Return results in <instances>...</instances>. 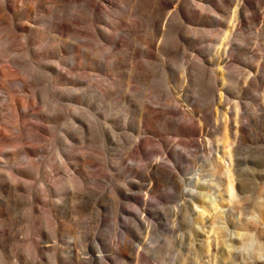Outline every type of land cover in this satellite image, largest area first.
Returning a JSON list of instances; mask_svg holds the SVG:
<instances>
[{
    "label": "rangeland",
    "instance_id": "rangeland-1",
    "mask_svg": "<svg viewBox=\"0 0 264 264\" xmlns=\"http://www.w3.org/2000/svg\"><path fill=\"white\" fill-rule=\"evenodd\" d=\"M39 1L40 0H7L9 6H11L13 9L15 8L13 10L15 12H24L29 7V5L34 4L35 11L31 15V19H35L37 23L33 25L35 26V33L39 36L38 37L39 44L41 46H43V44L46 46V47L45 46L41 47L40 45H38L39 47L38 51H40L39 53L43 52L45 48V50H48L51 53H58L57 56L61 57L62 60H64V62L68 64L72 63L73 57L71 55L74 54L76 56L75 63L78 65V68L75 69L72 73L74 75L75 73L76 75L78 73L81 78L84 77V79H82V84L79 86V88L82 87V90L81 89L79 90L80 97L78 98L77 102L81 109L83 110L85 109L84 110L85 113L83 114L84 111L81 110L82 111L81 114L78 113L77 115H75L77 117L76 119L79 120L78 124L82 128L79 131L80 133L79 136L80 137L83 136V137L82 139L80 137L78 138V133H74V131L70 130V127L68 125L71 121V118H70L71 115H69L70 113L68 111V106L70 103L69 101L62 100L63 96H61L62 95L61 92H62L63 87L65 86L47 68L50 66V65H46L48 64L47 61L51 59L41 60L40 57L38 58V55H34L32 53V49L34 50L35 48L36 49L38 48L37 45L27 46V43L25 42L26 40H24L31 36L32 32H30V30H26L24 32L22 31L15 32L16 35L18 34L17 38L20 37L16 39V42L14 44L15 48L10 47L8 44H6L5 42L6 36L11 35L10 31L12 30V28L10 29L9 27H11L10 24L13 23V18H12L13 12L6 11V12L1 13L0 19L1 20L5 19V20L0 21V50L2 49V51H0V57H1L0 67L7 66L6 70L11 68L9 69L10 75H11L10 78L11 77L14 78L15 76L16 77H15V80H13L12 78L11 79L9 78V79H6V81L4 80V78L0 77V91H1L0 95L2 96V97L0 96V109H1L0 110L1 112L0 113V130H2L1 131L2 134L0 133V152L3 151L4 153H9L10 151H18L20 150L19 149L20 146L22 149V147L24 146L29 147L30 145H33V143L34 145L36 143L37 146L40 147L39 149H41V146L43 147L39 151L37 157L36 156L31 157V158L35 157L34 159L35 163H37L36 161H38L37 165H40L39 166L40 168L36 165V167L32 168L33 169L32 171L29 169L30 173L28 177H23L24 183L26 184V185L23 184V187L25 188L26 191L19 192L17 196L12 197L13 199L7 197L3 193H0V211L2 212V214L0 215V222H1L0 223V230H1L0 231V250H1L0 264H2L1 262H3V264L5 263L6 264H15V263L23 264V262H25L24 264H26V262L28 261H30L28 262V264L29 263L37 264L36 261L39 262V260L41 263H38V264H77L71 255V251L72 249H75L76 251L84 250L86 248L84 246L86 244L85 242H87L86 246H89V247H95L94 245L95 244L97 245V242L98 244H101L102 246L104 245L102 248L103 250L106 248L104 250L105 254L110 256L111 259L114 260V262L111 264H130L125 258H122L118 255L119 249L122 248L123 245H125V243H127L126 244L127 246L130 245L131 247H134L135 249H137L138 245L143 243L144 246L140 249V252L146 258L144 257V259L142 260V264H264V116H263L264 100L262 99V96H261L264 94V76L262 75V80L258 81L259 87H257V89L256 87L247 85L245 88L244 95H242L243 101L246 104L245 106L246 109L244 110L245 112L244 116L246 117V119H243V120L245 121L247 120L246 122H248V126H247L246 134L244 135L243 142L241 140L239 141V143L236 145V151H235L236 159L238 160L237 167H236V170L238 171V173L235 174V187H236V192L238 195L237 197L238 205H236L237 209L234 213L226 212L225 214H221L218 216H215L212 213L210 215L206 214L207 217L209 216L208 217L209 221L206 220L204 222L206 225V228H205L206 238L205 237L202 238V236H200L196 231L197 223L198 222L203 223V220L198 215L199 213H202V209L201 208L194 209V207L192 206L191 202H193L194 197L188 196V192L193 190L194 184L190 183L189 181L186 182L185 186L184 184L179 185L181 186L179 190L177 187L169 185L170 183L163 181L161 183L160 190L151 194L153 196L151 195L148 196L149 203L146 207L140 206L134 202H130V203H134V204H130L126 200H123V199L121 200V198L118 197L116 192L118 189H125L124 188L125 186H127V188H130L129 184L139 183V181H140V184H150V181L148 179H150L149 178V170H150L149 166L151 162L153 163L154 160L156 161V160L163 159L165 163L171 165L172 167L173 165H177V167L180 168L181 171H179V174L182 175L180 177L194 178L197 176V174L202 175V177L205 180H208V181L202 180V185L206 186L205 189H202V191L204 193L212 194L214 196L219 197L218 206L224 207L225 210L226 208L228 209L230 202L228 199L229 197L226 196L225 184L222 182L218 183V182L209 181V179H211V177H209L210 162L208 161L206 156L201 154L198 151V149H195L194 147V144L196 141L200 142V140L204 138V139H209L215 142L217 139H219L220 135L212 134V132L204 135L203 137L196 135L195 128L198 125V123L189 118L187 119L188 121L186 120L184 121V119L178 118L180 117V115L177 116V113L175 110V105L178 104L179 106H182V109L186 111L189 110L188 113L190 115H195L201 109L207 111L209 109L214 108V93L216 90L215 86L217 85L216 79L218 77L220 78L221 73L218 71V66L215 63L210 66L206 64L205 62L211 58L212 54L214 56L217 55L212 50H210V47L217 46L218 40L220 39L217 36V34L220 35L221 37V33L219 31L220 29L217 27H209V28L195 27L194 28L186 24V26L188 25L187 27H189L190 29L189 31V29H187L185 25L184 26L179 25L180 23L174 20L172 22H169L165 27L163 25L164 24V18H162L163 16L158 17V15L153 11L152 5L151 6L148 5L150 6V10H148L149 8L147 7V5L145 6L143 4L144 5V8H143L142 4L137 2V0H130V1L126 0V2L128 1L127 3L124 2L125 0H122L123 2L121 0H110L111 1L110 4L103 3V8L101 7L103 9V12L101 11L102 9L100 8V15L105 17V23H101L99 19H97L94 16H91V12L81 9L82 7H81L80 2L82 3V1L79 2L78 0L76 1L72 0L70 2L65 3L59 0L60 2L57 1L56 3L55 0H49V3H47L48 0H45L42 3V5L35 4ZM73 1L76 2V5L77 3L79 4L77 6H75V3L71 4V2ZM94 2L97 4L102 3L101 0L99 1L94 0ZM129 2L132 4V6H134L138 10V13L136 12L137 10L134 9V7H132ZM50 3L51 4L53 3V4L51 5ZM54 4H58L59 6L56 5L54 7ZM127 5L128 6L130 5V7L128 8ZM49 6L51 8H49ZM104 6L108 9H104L105 8ZM64 7L67 9H64ZM72 7L81 13L78 14V12L75 11V9H73ZM124 7L125 9H123ZM131 7H132V10H134L135 12L130 9ZM140 7H142L143 9ZM68 10L70 12H68ZM106 10H109V12ZM126 11L127 12L130 11V12L126 14ZM139 11H141V13ZM50 12L52 14L54 13L53 16L55 14L57 16L55 15L54 18L50 19L51 18L50 15H52ZM87 12H89L90 17H89V14L84 15ZM111 12H113L114 14H112ZM121 13L124 14V16H129V17L123 16L124 17L123 18ZM146 13H148V15ZM58 14H60L59 16L61 18L58 17ZM79 15L80 17L82 16L84 19L82 17L80 18ZM73 17L79 18L82 21V22L80 21L81 22L80 23L79 20H76L73 24H74V28L76 27V30L80 31V32L78 31L79 33H77V35L79 34V36L81 35V37L82 35L86 36L85 38H81L78 36L79 38L74 37V39H72L73 36L70 35V32L69 33L65 32L63 34H60L58 27L56 28L54 25L56 21L57 23L61 21H66V23L65 22L64 23L69 25L68 21L71 18H72L71 20H73ZM110 17L112 18V20ZM154 17H157V18L154 19ZM207 17L209 18L208 14L204 13V17H203L204 22L208 21ZM58 18L59 19L63 18L64 20L62 19L59 21ZM134 18H136V20ZM115 19H118V20H115ZM127 19L129 21H127ZM130 20H132V22ZM89 21H92V23L91 22L89 23ZM144 21H147V23L146 22L144 23ZM176 22L178 24H176ZM75 23H77L79 26ZM88 24L90 25L88 26ZM100 25H102L103 28ZM158 25L160 26L159 30L161 29L160 32H157ZM176 25L178 27H176ZM131 26L134 28L130 29ZM163 26L165 29L163 28ZM172 26L173 27L175 26L176 29L172 28ZM122 27L123 28L126 27V28L122 30ZM182 27L183 28L185 27L187 30L182 29ZM110 29L112 31H110ZM138 29L140 30L138 31ZM167 30H170V31H167ZM83 31L85 34L84 33L81 34V32ZM107 31L110 33H108ZM124 31L128 33H125ZM111 32H113L112 33L113 35L111 34ZM129 32L131 34L133 32L134 33L133 35L134 36L136 35V37H134L133 35H130ZM150 32H152L151 34L153 36L150 34ZM153 32L154 33L157 32L158 35L156 33L154 34ZM242 32L245 34L244 39L246 41L244 40V43L248 42L250 39L248 37L251 36L252 37L251 44L255 45V44L260 43V47L264 49V33L257 36L256 34L255 35H253L252 33L250 34L249 31L243 30ZM92 33H94V35L96 36H94ZM165 33H167L166 37L164 35ZM149 35H151L152 37L150 36L151 37L150 38ZM155 35H157V37ZM161 35H162V39H161ZM70 37L72 40H70ZM96 37L98 38V40ZM146 37H147V40L149 39V41H144ZM48 39H51V40H48ZM18 40L20 41L22 40V41L20 42ZM66 40H70V41H66ZM75 40L78 43H80L81 41L83 42H81L80 43L81 45H80V44H77ZM152 41H154L155 43ZM143 42H147L146 45L148 44V46H146L145 43L143 44ZM104 43L105 45H108L107 48H105L106 46L103 45ZM20 44L22 45L23 48L21 47ZM25 44H26V47H24ZM47 44L49 46H47ZM127 44L129 45L127 46ZM176 44L177 45L179 44L180 46L179 45L177 46ZM59 45L61 47H59ZM84 45H86V47ZM88 45H89V48H87ZM102 45L104 49H109L108 47L110 46L111 48L109 50L111 51H104V49H101ZM122 45L123 47L124 46L125 47L122 48ZM16 46L19 49H17ZM40 47L42 49H40ZM74 47H76V51H77L76 53L73 52ZM167 47H171V48L168 49ZM174 47H176V49ZM11 48H12V51H11ZM121 48H122V51H121ZM134 48L136 50L135 51L136 53L134 52ZM4 50H6V52H4ZM115 50L117 51V54ZM123 50L126 52V54ZM14 51L17 52L16 53L17 55L15 54ZM19 51H21V53ZM101 51L103 54L101 53ZM120 51L122 52V54ZM26 52H29V53L26 54ZM130 52H133V54ZM94 53L95 54L98 53V54H96L95 56ZM23 54L24 55L26 54L25 56L28 59L23 57L24 56ZM147 55H150V57H148ZM108 56L109 58H107ZM99 57L103 59H100ZM110 57H115L116 59L114 58L111 59ZM147 57L149 58L148 60H147ZM104 58H106L107 60ZM244 58L247 59V62L252 63V59H250L249 56L241 57L240 55L238 62H237L238 70H236V74L232 78L225 77L227 79L226 82L229 86V89H227V92L229 94L228 96H229V99H232L233 101L237 100V94L240 91V88L245 86V81L248 78V72H247L248 68L244 64L240 63V61H242V59ZM24 59H26V61ZM126 59L129 61H127ZM7 60L8 61L10 60V61L6 62ZM130 60H132L133 62ZM22 61L25 64L22 63ZM126 61L127 63H125ZM136 61L139 62L140 64L138 63L134 65L135 63H137ZM151 61L153 65L152 63H150ZM3 62L5 64H3ZM35 63H36V66H35ZM128 63L129 65H133L131 67L135 69L132 70L131 67H128L129 66L127 65ZM32 65L35 67H32ZM240 65L242 66L240 67ZM54 67L56 66L54 65ZM33 68L36 69V72H34L35 70ZM64 68H66V70L63 71L65 73L68 71L69 68L68 66H65ZM130 68H131V71H130ZM242 68L243 69L245 68L244 70L246 71H244ZM124 69H128V70L124 71ZM143 69H148L150 72L148 71L147 73L146 72L147 70L145 71ZM18 70H19V73L17 74L16 72H18ZM11 71L14 72V74H12ZM25 71L28 74L25 73ZM75 71H79V72H75ZM126 71H127V74H126ZM142 71H144L143 72L144 74L142 73ZM37 72H40V73L36 74ZM246 72L247 74L245 75ZM185 73L186 75H184ZM227 73H228V70L225 71V76ZM22 74L24 76H21ZM43 74L49 77L45 78ZM46 74H49V75H46ZM148 74H150V76ZM262 74H264V72H262ZM85 75H87V78ZM17 76L19 77L21 76L20 78L22 77L25 78L23 79L26 80L28 84L27 85L28 88L27 86L25 89L21 88L20 82L17 81L20 78L18 77L19 78L18 79ZM25 76L29 77L28 78L29 80ZM68 76L70 77V75ZM88 76L90 77L88 78ZM136 76H138V78ZM33 77L35 80L33 81L30 80ZM95 77H97L100 80H98L97 78L95 79ZM242 78H244L243 79L244 81H242ZM39 80H42V81H39ZM1 81H2V84H1ZM42 82L43 83L46 82V83L43 84ZM96 83H97V86H96ZM111 83H112V86L110 85ZM113 84H114V88H113ZM96 87H99L100 89ZM38 88L40 91L38 90ZM33 89L34 90L37 89V91H34ZM45 89H48V90H45ZM19 90L21 91V93ZM22 90L24 92H22ZM42 90L44 92L46 91L45 94L44 92H42ZM4 91H6L7 93ZM11 92L15 97L14 96L12 97V94L9 95V93ZM232 93L233 95L231 96ZM24 95L25 96L28 95V96L25 97ZM48 95L50 96V98ZM7 97H10V98H7ZM18 97H21L22 99L29 98L32 102L33 101L35 102L40 101V102L39 103L33 102L29 110H24V108L22 109V107H19L18 104H15L16 103L15 100ZM9 99L11 100V104L6 102V101L9 102L10 101ZM197 100L200 101V104ZM74 101H75V97H74ZM57 102H58V105H57ZM6 103L9 106L11 105V107L5 105ZM3 104L4 106L2 107ZM48 104H50L51 106ZM16 107L18 111L15 110ZM150 107H151V110L153 109V111L160 110V112L164 113V110H165L168 123L163 125L164 122L163 120H160V119H159L160 121L159 120L155 121L153 125L145 123L144 115L145 113L150 111V109H147ZM52 108H53V111H52L53 113L57 111L60 113H55V114H53L52 112L50 113V110H52ZM192 109L194 110V112ZM14 111L15 112L17 111L16 114L18 113L17 114L18 117H16V114ZM24 111L27 114H32V113L39 114L41 115V117L33 118L31 116H27L25 115ZM86 111L88 113H86ZM169 111L171 113H173L172 111H174V114L171 115ZM41 113H43V115ZM44 113L47 115H45ZM64 114H65L66 119L63 116ZM1 117H3V120ZM13 117H15L16 119L18 118V120H16ZM24 117L26 118L25 120H27L28 118L27 125H25L26 121L24 120ZM68 117L69 119H67ZM197 117H200V116L198 115ZM84 118H87V120ZM64 119L67 121H65ZM59 120L61 121L59 122ZM189 120H192L193 122L192 121L190 122ZM66 122L68 123L66 124V127H68L67 129H65ZM14 123H16L15 127H14L15 125ZM92 123H93L94 128L92 127ZM94 123H97V124L95 125ZM98 123L99 124L101 123V124L99 125ZM88 124L90 127L88 126ZM22 125L30 127L32 131L34 130L33 133L34 132L36 134L38 133L39 135L37 134V136H40V137L37 138V136L35 135L36 138L28 139L23 132L22 134H20L21 132L18 131V129ZM4 126L6 129L4 128ZM167 127H168V130H167ZM176 127L178 128V130ZM3 128L5 129V132L3 131ZM7 129H10V131ZM63 129L65 131H63ZM94 129L96 130L95 132L92 131ZM6 131H9V132L7 133ZM81 131H83L85 134L82 133ZM143 131H146V133H143ZM62 132H63V135H65L66 133H70L69 135L73 139V147H70V150H68V145L66 141H64L65 139L61 137ZM12 137L13 138L16 137V140L13 139ZM5 138H9V139L11 138L12 140H15L14 145L17 146V148L13 149V148L6 147L8 151H5L7 150L3 143V139ZM36 140H38L37 142L39 143L35 142ZM85 140L87 142H85ZM28 142L30 143V145L26 144ZM20 143L22 144L20 145ZM74 145H76V147ZM184 145L186 148L184 147ZM191 145H192V148H191ZM75 148H77V150L79 148L80 151L79 150L77 151ZM56 152H58V154ZM82 152H85V153H82ZM191 153L193 154L191 155ZM169 154L171 157H169ZM93 155L98 156L99 159ZM198 155L200 157H198ZM1 157L2 156H0V160H1L0 161V172L7 173L5 172L6 170L4 171V168L9 170V167H11V164H9L7 160H4L5 158H1ZM91 158H94V159H91ZM88 160L91 162H89ZM25 162H26L25 156L20 155L18 156L17 161H15L16 164L14 163L13 167L15 168L25 167V169H27V164ZM92 162L94 163L92 164ZM75 164H78L79 168L75 169V167L73 166ZM58 165H60V167ZM86 167H88V169ZM70 170L72 171L70 172ZM36 171H38L39 173ZM131 172L133 175L131 174ZM34 173L35 174L37 173V175H35ZM92 173L97 176L93 175ZM127 173L128 174L130 173L132 176L130 174L127 175ZM76 174L78 177L77 176L75 177ZM87 175L92 176L93 178L89 177L90 178L89 179ZM74 178H76V180H74L76 183L73 181ZM78 180L79 181L81 180V182H79ZM77 182L81 183L82 185L80 184L81 186L80 185L77 186L78 184ZM56 183L57 184L59 183L58 187ZM46 184L47 186H45ZM72 184H76V185H72ZM30 185H32L33 187L32 186L30 187ZM86 185L88 186L86 187ZM44 187L48 189H45ZM72 189L75 193L72 192ZM32 190H35V191H32ZM181 190H184V191L186 190L187 193L185 196H181L182 195L180 193ZM78 191L79 193L81 192L80 194L78 193L80 196L76 194ZM83 192H85L86 195H82V194H85ZM43 193L46 195V197L45 195L42 197ZM21 194H24L25 196L27 195L30 198L28 197L25 198L24 195H21ZM140 194L141 196L143 195L142 192ZM19 196L21 197V199L19 198ZM71 196H72V199H71ZM15 197H16V201L14 199ZM44 197L46 199H44ZM76 198H78V200ZM143 198H144V195H143ZM5 199H7L8 202ZM26 199L28 201H26ZM48 199H50L51 201H49ZM84 199H87L88 201ZM58 200H60L61 203L60 202L58 203ZM69 200H71L72 202H70ZM96 200H97V203L96 204L93 203L94 201L96 202ZM185 201L187 202L184 203ZM196 202L200 206L208 205L205 199L200 198ZM36 203L37 204L39 203L38 204L40 205L39 208ZM74 203L76 205H74ZM80 203L82 205H80ZM115 203H116V207H115ZM128 203L130 205L127 207ZM94 204L96 205V207ZM183 204H185L184 210L181 211L178 216H176L174 213L175 207L177 205L179 206ZM30 205L32 209L33 207H35V211L31 209ZM120 206H123L124 208H126L127 211L130 209L129 210L130 212L141 215V216L143 215L141 214L142 211H145L143 216H146L147 225L149 227L139 228L138 224L136 225L137 222L135 221V217L123 214L120 211ZM22 208L24 210V212L22 213L23 215L21 214ZM27 208H29L30 210L25 211L27 210ZM92 208L95 211H93ZM98 208H99V213H98L99 215L95 213L96 211H98L97 210ZM88 209L90 211L92 210V212H90ZM114 209L116 211H114ZM28 212H31L33 216L31 215V213L28 214ZM25 213H27L28 216ZM44 213H46V216ZM86 213L89 216L94 215L93 216L94 218H92V216L89 217ZM14 214H16L19 218H16L17 216L16 215L14 216ZM18 214L21 215V217ZM48 215L51 217H48ZM43 217L45 219H43ZM113 217L114 219H117L118 217L117 223H115L116 220H114ZM96 218H98V220H96ZM124 218L126 221L124 220ZM10 219L12 222H10ZM76 219L79 223L76 221ZM93 220L95 222H93ZM133 221H135L136 223L135 222L132 223ZM114 224L115 225L118 224L117 227H120V228H117ZM26 226L28 228H26ZM10 228L11 229L14 228V230L13 229L12 230L15 234L12 232ZM47 231H50V232L53 231L54 233L52 232L50 234V232H47ZM46 232L50 235H48ZM81 233H83L85 236L81 235ZM114 234L116 235L114 236ZM80 235L83 237H81ZM50 236L51 237L53 236V237L51 238ZM48 237H50L51 239ZM24 238L27 241L24 240ZM73 238L74 239L76 238L75 240H77V242ZM54 240H56V242ZM68 240H70V242H68ZM71 240L72 241L74 240L73 243ZM81 240L83 241L81 242ZM202 240L204 241L206 240V244H202L201 243ZM49 241L50 243H48ZM18 242L22 245H20ZM112 242L113 244H111ZM120 242H122V244H120ZM16 243L19 244V246L17 245L15 248ZM55 243L57 244V246ZM131 243L134 246L131 245ZM12 244H14V246ZM54 244H55V247L58 249H54L55 248ZM59 246H60V249H59ZM118 246L120 248H118ZM17 247H20V249ZM76 247L79 249H77ZM117 248L118 250H116ZM56 250L58 252L55 253ZM63 253H65L66 255ZM22 254H24V256ZM13 256H17V258ZM32 257L34 259H32Z\"/></svg>",
    "mask_w": 264,
    "mask_h": 264
},
{
    "label": "bare ground",
    "instance_id": "bare-ground-1",
    "mask_svg": "<svg viewBox=\"0 0 264 264\" xmlns=\"http://www.w3.org/2000/svg\"><path fill=\"white\" fill-rule=\"evenodd\" d=\"M45 0H40L39 2H37V3H35V4H38V5H42V3L44 2ZM56 1V3H57V1H59V0H55ZM60 1H62V2H70V1H72V0H60ZM59 1V2H60ZM74 1H76V0H74ZM71 2V4L73 3H75V6H77L79 3H77V5H76V2ZM79 2L80 1H82V3L80 2V4H81V9H84V10H87V11H89V12H91V16H94V17H96L97 19H99L100 20V22L101 23H105V17H103L102 15H100V8L102 7L103 8V3L104 4H110L111 3V1L110 0H101L102 1V3H100V4H97V3H95L94 2V0H78ZM97 1H99V0H97ZM122 1V0H121ZM121 1H120V3H121ZM130 1V0H129ZM54 2V1H53ZM58 2V3H59ZM123 2V1H122ZM124 2H126V0L124 1ZM128 2V1H127ZM126 2V3H127ZM132 2V1H131ZM137 2H139V3H141L142 4V7L144 8V5L146 6L147 5V7L149 8H146V9H148V10H150V6L152 5L153 7V11L158 15V17L160 16V17H162V18H164V26L166 27V25L169 23V22H172L173 20L174 21H177V22H179L180 24L179 25H185L186 26V24H188L190 27L192 26V27H199V28H203V27H207V28H209V27H217V28H219L220 30V33H221V37H220V35H218L217 33V36L220 38L219 40H218V44H217V46H212V47H210V50H212L214 53H216L217 55L216 56H214L213 54H212V56H211V58L209 59V60H207L205 63L206 64H208V65H213L214 63L218 66V71L221 73V76H220V78L218 77L217 79H216V81H217V85L215 86L216 87V90H215V93H214V108H212V109H209V110H203V109H199L200 111L197 113V114H195V115H190L189 113H188V111H186V110H184V109H182V106H179L178 104H176L175 105V110H176V113H177V116L178 115H180V117H178V118H180V119H184V121L186 120V121H188L187 119L189 118V119H192L193 121H196L197 123H198V125L196 126V128H195V133H196V135H199L200 137H203L204 135H206V134H209L210 132H212V134H218V135H220V137H219V139H217L215 142L214 141H211V140H209V139H201L200 140V142L199 141H196L195 142V144H194V147H195V149H198V151L201 153V154H203L204 156H206L207 157V159H208V161L210 162V169H209V173H210V175H209V177H211V179H209V181L210 182H222V183H224L225 184V186H226V196L227 197H229L228 199H229V202H230V205L228 206V209L226 208V210L224 209V207H219L218 206V198L219 197H217V196H214V195H212V194H208V193H204L203 191H202V189H205V187L206 186H204V185H202V180L203 181H208V180H205L203 177H202V175H200V174H197V176L196 177H194V178H186V177H180V176H182V175H180L179 174V171H181L180 170V168L179 167H177V165H173V167L171 166V165H169V164H167V163H165L164 161H163V159H160V160H154V162L152 163L151 162V164H150V166H149V178L150 179H148L149 181H150V184H140V181H139V183H131V184H129V187L130 188H127V186H125L124 188L125 189H118L117 190V195H118V197L119 198H121V200L123 199V200H126V201H128L129 203L130 202H134V203H137L138 205H140V206H144V207H146L147 205H148V203H149V198H148V196L149 195H151V194H153V193H155L156 191H158V190H160V188H161V183L163 182V181H166V182H168V183H170L169 185H172V186H174V187H177L178 188V190L180 189V187L181 186H179V185H182V184H184V186H185V184H186V182L187 181H189L190 183H192V184H194V188H193V190H191L190 192H188V196H190V197H194L193 199V202H191L192 203V206L194 207V209H197V208H201L202 209V213H199L198 215H199V217L203 220V223L202 222H198L197 223V226H196V231H197V233L200 235V236H202V238L203 237H205L206 238V230H205V228H206V225H205V221L206 220H208V217L206 216V214H208V215H210L211 213L212 214H214L215 216H218V215H221V214H225L226 212H235L236 211V205H238V201H237V197H238V195H237V192H236V187H235V174H237L238 173V171L236 170V167H237V163H238V160L236 159V155H235V151H236V145L239 143V141L241 140L242 142H243V140H244V135L246 134V131H247V126H248V122H246L245 120H243V119H246V117L244 116L245 115V112H244V110L246 109V104L244 103V101H243V97H242V95H244V92H245V88H246V86L247 85H251V86H253V87H256V89H257V87H259L258 86V84H259V80H262V75L264 76V74H262V72H264V49H262L261 47H260V43H258V44H255V45H253V44H251L252 43V37L250 36V37H248V38H250L249 39V41L248 42H245L244 43V38H245V34L242 32L243 30L244 31H249V33L251 34H253V35H257V36H259L260 34H263L264 33V0H137ZM136 2V3H137ZM13 3V2H12ZM47 3H49V0H48V2ZM64 3V4H65ZM130 3V2H129ZM128 3V4H129ZM133 3H135V2H133ZM51 4V3H50ZM53 4V3H52ZM51 4V5H52ZM70 4V3H69ZM68 4V5H69ZM123 4V3H122ZM131 4V3H130ZM144 4V5H143ZM56 5H58V4H54V7L56 6ZM125 5V4H124ZM124 5H122V6H124ZM148 5H150V6H148ZM47 6V5H46ZM45 6V7H46ZM59 6V5H58ZM74 6V7H75ZM120 6V5H119ZM126 6V5H125ZM131 6H132V4H131ZM66 7V6H65ZM64 7V9H67V8H65ZM69 7V6H68ZM80 7V6H79ZM78 7V8H79ZM105 7V6H104ZM109 7V6H108ZM127 7L129 8L130 7V5L128 6L127 5ZM132 7H134V6H132ZM132 7L130 8L131 10H132ZM137 7V6H136ZM142 7H140V8H142ZM49 8H51L50 6H49ZM62 8V7H61ZM73 8V7H72ZM76 8V7H75ZM75 8H73V9H75ZM101 8V9H102ZM127 8V9H128ZM142 8V9H143ZM15 9V8H14ZM11 6H9V4H8V2H7V0H0V14L1 13H3V12H6V11H12L13 12V16H12V18H13V23L12 24H10V26L11 27H9L10 29L12 28V30L10 31L11 32V35H8V36H6V38H5V42H6V44H8L10 47H14L15 45V42H16V39H18V38H20V37H18L17 38V35L15 34V32L16 31H22V32H24V31H26V30H30V32H32L31 33V36L29 37V38H27V39H24V37H23V39L24 40H26L25 42L27 43V46L29 45H37V47H38V45H40L39 44V41H38V35L35 33V26L33 25V24H37L36 23V21H35V19H31V15L33 14V12L35 11V6H34V4H32V5H29V7L24 11V12H15V11H13L14 10ZM53 9V8H52ZM52 9H50V10H52ZM71 9V8H70ZM77 9V8H76ZM75 9V11H77ZM104 9H108V8H104ZM123 9H125V7L123 8ZM134 9H136L135 7H134ZM48 10V9H47ZM62 10V9H61ZM137 10V9H136ZM102 12H103V9L101 10ZM106 11H108L109 12V10H106ZM132 11H134V10H132ZM153 11H151V12H153ZM46 12V11H45ZM60 12V11H59ZM68 12H70L69 10H68ZM78 12V14L79 13H81V12H79V11H77ZM76 12V13H77ZM89 12H87V13H85L84 15H86V14H89ZM119 12V11H118ZM122 12V11H121ZM128 12H130V11H128ZM127 11H126V14L128 13ZM135 12V11H134ZM137 13H138V10L136 11ZM140 13H141V11H139ZM148 12H150V11H148ZM51 13V12H50ZM67 13V12H66ZM106 13V12H105ZM104 13V14H105ZM112 14H114L113 12H111ZM204 13H207L208 14V16H209V18L207 17V19H208V21L206 22H204V20H203V17H204ZM6 14V13H5ZM8 14V13H7ZM52 14V13H51ZM54 14V13H53ZM53 14L52 15H50L51 16V18L50 19H52V18H54L55 17V15L53 16ZM61 14V13H60ZM60 14H58V17H60L59 15ZM73 14V13H72ZM107 14V13H106ZM117 14H119V13H117ZM122 14V13H121ZM125 14V15H126ZM147 15H148V13H146ZM152 14V13H151ZM150 14V15H151ZM211 14V15H210ZM44 15V14H43ZM63 15V14H62ZM76 15V14H75ZM82 15V14H81ZM133 15V14H132ZM142 15H143V13H142ZM145 15V14H144ZM149 15V16H150ZM53 16V17H52ZM57 16V15H56ZM66 16V15H65ZM110 16V15H109ZM116 16V15H115ZM121 16V15H120ZM124 16V14H122V17ZM5 17V16H4ZM3 17V18H4ZM7 17V16H6ZM8 17H10V16H8ZM35 17V16H34ZM49 17V16H48ZM63 17V16H62ZM69 17V16H68ZM75 17H77V16H75ZM75 17H73V20H71V19H69V21L71 22H69L68 21V23H69V25H67V24H65L66 23V21H61V22H59L60 20H62V19H59L58 18V22L59 23H57V21H56V19H55V23H54V25H55V27L57 28L58 27V29H59V33L60 34H63V33H65V32H70V35H72L71 37H72V39H74V37H78L79 36V34L77 35V33H79L80 31L79 30H76V27L74 28V22L76 21V20H79V22L81 21L79 18H75ZM79 17H80V15H79ZM82 17V16H81ZM80 17V18H81ZM87 17H88V15H87ZM89 17H90V14H89ZM124 17H129V16H124ZM123 17V18H124ZM146 17V16H145ZM61 18V17H60ZM83 18V17H82ZM86 18V17H85ZM91 18H93V17H91ZM107 18H109V17H107ZM111 18V17H110ZM143 18H144V16H143ZM149 18H151V17H149ZM155 18H157V17H154V19ZM162 18H160V19H162ZM206 18V17H205ZM204 18V19H205ZM7 19V18H6ZM10 19V18H9ZM84 19V18H83ZM90 19V18H89ZM135 20H136V18H134ZM139 19V18H138ZM142 19V18H141ZM159 19V18H158ZM3 20H5V19H3ZM3 20H1L0 19V21H3ZM64 20V19H63ZM86 20V19H85ZM108 20H110V19H108ZM111 20H112V18H111ZM115 20H118V19H115ZM123 20V19H122ZM133 20V19H132ZM132 20H130L131 22H132ZM144 20H146V19H144ZM150 20V19H149ZM157 20V19H156ZM45 21V20H44ZM127 21H129L128 19H127ZM137 21H139V20H137ZM154 21V20H153ZM158 21V20H157ZM41 22V21H40ZM65 22V23H64ZM82 22V21H81ZM80 22V23H81ZM87 22V21H86ZM92 23V21H89V23ZM116 22V21H115ZM123 22V21H122ZM135 22V21H134ZM143 22V21H142ZM147 23V21H144V23ZM176 22V24H178ZM119 23V22H118ZM130 23V22H129ZM174 23V22H173ZM8 24V25H9ZM75 24H77V23H75ZM138 24V23H137ZM42 25V24H41ZM78 25V24H77ZM90 24H88V26H89ZM97 25V24H96ZM133 25V24H132ZM140 25V24H139ZM150 25V24H149ZM155 25V24H154ZM153 25V26H154ZM160 25H162V24H160ZM187 25V26H188ZM50 26V25H49ZM79 26V25H78ZM92 26V25H91ZM102 28H103V26L102 25H100ZM119 26V25H118ZM135 26V25H134ZM164 26H163V28H164ZM186 26V27H187ZM126 27H127V25H126ZM125 27V28H126ZM140 27V26H139ZM159 25H158V30H159ZM162 27V26H161ZM169 27H170V25H169ZM168 27V28H169ZM176 27H178L177 25H176ZM180 27V26H179ZM94 28V27H93ZM113 28V27H112ZM117 28V27H116ZM125 28H123L122 27V30L123 29H125ZM132 28H134V27H130V29H132ZM148 28H149V26H148ZM172 28H174V29H176L175 28V26L173 27L172 26ZM181 28V27H180ZM39 29V28H38ZM107 29V28H106ZM105 29V30H106ZM130 29H129V31H130ZM156 29H157V27H156ZM165 29V28H164ZM182 29H185V30H187V29H189V27H187V29L184 27H182ZM216 29V28H215ZM248 29V30H247ZM96 30V29H95ZM108 30V29H107ZM115 30V29H114ZM118 30V29H117ZM140 29H138V31H139ZM142 30V29H141ZM151 30V29H150ZM157 30V32H160V30L158 31ZM180 30V29H179ZM191 30H193V29H191ZM79 31V32H78ZM104 31V30H103ZM110 31H112L111 29H110ZM120 31V30H119ZM119 31H117V32H119ZM135 31V30H134ZM167 31H170V30H167ZM189 31H190V29H189ZM98 32V31H97ZM108 32V31H107ZM125 32V31H124ZM157 32H155L156 34H157ZM166 32V31H165ZM173 32V31H172ZM171 32V33H172ZM181 32V31H180ZM186 32V31H185ZM18 33V32H17ZM82 33H84V31L83 32H81V34ZM102 33V32H101ZM108 33H110V32H108ZM113 32H111V34H112ZM125 33H128V32H125ZM130 33V32H129ZM147 33V32H146ZM149 33V32H148ZM152 32H150V34H151ZM154 33V32H153ZM154 33V34H155ZM170 33V34H171ZM182 33V32H181ZM180 33V34H181ZM214 33V32H213ZM85 34V33H84ZM88 34H89V32H88ZM91 34V33H90ZM93 35H94V33H92ZM107 34V33H106ZM134 33L132 32V34L130 33V35H133ZM160 34V33H159ZM166 34L167 33H165L164 35H165V37H166ZM56 35V34H55ZM66 35H68V34H66ZM70 35H68V36H70ZM92 35V36H93ZM113 35V34H112ZM120 35V34H119ZM125 35H127V34H125ZM152 35V34H151ZM151 35H149V37L151 36ZM158 35V34H157ZM157 35H155L156 37H157ZM163 35V36H164ZM179 35V34H178ZM20 36V35H19ZM60 36V35H59ZM62 36V35H61ZM94 36H96V35H94ZM134 36V35H133ZM148 36V35H147ZM153 36V35H152ZM151 36V37H152ZM246 36H247V34H246ZM53 37V36H52ZM71 37H70V40H72L71 39ZM79 37H81V35L79 36ZM78 37V38H79ZM86 36H83L82 35V37L81 38H85ZM89 37H90V35H89ZM98 37V36H97ZM96 37V38H97ZM120 37V36H119ZM130 37V36H129ZM134 37H136V35L134 36ZM150 37V38H151ZM169 37V36H168ZM50 38V37H49ZM60 38V37H59ZM66 38H67V36H66ZM77 38V39H78ZM93 38H95V37H93ZM105 38V37H104ZM118 38V37H117ZM116 38V39H117ZM132 38V37H131ZM180 38V37H179ZM22 39V38H21ZM22 39V40H23ZM64 39V38H63ZM69 39V38H68ZM90 39V38H89ZM91 39H92V37H91ZM101 39V38H100ZM136 39H138V38H136ZM161 39H162V35H161ZM21 40V41H22ZM48 40H51V39H48ZM70 40H66V41H70ZM97 40H98V38H97ZM122 40V39H121ZM153 40V39H152ZM158 40V39H157ZM160 40V39H159ZM248 40V39H247ZM18 41H20V40H18ZM20 41V42H21ZM74 41V40H73ZM100 41H102V40H100ZM134 41V40H133ZM144 41H149V39L147 40V37L144 39ZM150 41H151V39H150ZM155 41V40H154ZM154 41H152V42H154ZM161 41V40H160ZM163 41V40H162ZM183 41V40H182ZM246 41V40H245ZM48 42V41H47ZM47 42H45V43H47ZM52 42V41H51ZM75 42H76V40H75ZM80 42V41H79ZM81 42H83V41H81ZM80 42V43H81ZM96 42V41H95ZM122 42V41H121ZM151 42V43H152ZM179 42V41H178ZM49 43V42H48ZM68 43V42H67ZM77 44H80V43H78V42H76ZM75 43V44H76ZM89 43V42H88ZM91 43V42H90ZM145 43V45H146V43L147 42H143V44ZM150 43V42H149ZM155 43V42H154ZM159 43V42H158ZM21 44H23V43H21ZM20 44V45H21ZM41 44H43V43H41ZM76 44V45H77ZM96 44V43H95ZM94 44V45H95ZM122 44V43H121ZM124 44V43H123ZM160 44V43H159ZM161 44H163V43H161ZM210 44H212V43H210ZM16 45H17V43H16ZM81 45V44H80ZM83 45V44H82ZM90 45V44H89ZM89 45L87 46V48H89ZM93 45V46H94ZM103 45H105V43L103 44ZM103 45L101 46L102 48L101 49H104V47H103ZM125 45V44H124ZM129 44H127V46H128ZM144 45V46H145ZM177 45V44H176ZM179 45V44H178ZM177 45V46H178ZM41 46V45H40ZM43 46H45L44 44H43ZM43 46H41V47H43ZM47 46H49L48 44H47ZM54 46V45H53ZM57 46V45H56ZM85 47H86V45H84ZM106 47L105 48H107V46L108 45H105ZM146 46H148V44L146 45ZM150 46V45H149ZM176 46V47H177ZM180 46V45H179ZM21 47H22V45H21ZM24 47H26V44L24 45ZM35 47V46H34ZM40 47V49H42ZM46 47V46H45ZM59 47H61L60 45H59ZM79 47V46H78ZM81 47V46H80ZM114 47V46H113ZM125 47V46H124ZM123 47V45H122V48H124ZM165 47H166V45H165ZM176 47H174L175 49H176ZM8 48V47H7ZM15 48V47H14ZM16 48L17 49H19L17 46H16ZM23 48V47H22ZM72 48V47H71ZM98 48H99V46H98ZM109 49L111 48L110 46L108 47ZM122 48H121V51H122ZM131 48V47H130ZM148 48V47H147ZM168 49L169 48H171V47H167ZM209 48V47H208ZM9 49V48H8ZM16 49V50H17ZM21 49V48H20ZM27 49V48H26ZM38 49H39V47L36 49H32V53L34 54V55H38V58L40 57V59L41 60H48V59H51V60H53V61H51V60H48L47 61V63L48 64H46V65H50L49 67H47L54 75H55V77L65 86V87H63V89H62V95L61 96H63V99L62 100H64V101H69V106H68V111H69V115H71V121H70V123L68 124L67 122L65 123V127H66V124H68L69 125V127H70V130H72V131H74V133H78V138L80 137L79 136V131L82 129L81 128V126L78 124L79 123V120L78 119H76L77 117L75 116V115H77L78 113H80L81 114V112L82 111H84L83 109H81L80 107H79V104H78V98L80 97L79 96V93H80V89L82 90V87L81 88H79V86L82 84V79H84V77L83 78H81L80 77V75L77 73V75H76V73L75 72H79V71H75L74 73H75V75L72 73L75 69H77L78 68V65L75 63V58H76V56L73 54V55H71L73 58H72V63L71 64H68V63H66V62H64V60H62V58L61 57H59V56H57V54L58 53H51V52H49L48 50H45V48H44V51L43 52H41V53H39L40 51H38ZM47 49V48H46ZM83 49V48H82ZM86 49V48H85ZM109 49H104V51H111V50H109ZM120 49V48H119ZM126 49H127V47H126ZM145 49H146V47H145ZM70 50V49H69ZM73 52L74 53H76L77 51H76V47H74L73 48ZM100 50V49H99ZM113 50V49H112ZM129 50H131V49H129ZM148 50V49H147ZM149 50H150V48H149ZM158 50V49H157ZM0 51H2V49L0 50ZM10 51V50H9ZM8 51V52H9ZM11 51H12V48H11ZM22 51H23V49H22ZM59 51H60V49H59ZM59 51H57V52H59ZM90 51V50H89ZM103 51V50H102ZM102 51H101V53H102ZM116 51V50H115ZM120 51V52H121ZM124 51V50H123ZM133 51V50H132ZM136 50H135V48H134V52H135ZM4 52H6V50H4ZM3 52V53H4ZM15 52V51H14ZM20 53H21V51H19ZM62 52V51H61ZM65 52V51H64ZM87 52V51H86ZM97 52V51H96ZM125 52V51H124ZM165 52V51H164ZM17 52H15V54H16ZM27 53H29V52H26V54ZM106 53V52H105ZM119 53V52H118ZM129 53V52H128ZM130 53H132L133 54V52H130ZM136 53V52H135ZM138 53V52H137ZM11 54H13V53H11ZM15 54H13V55H15ZM19 54V53H18ZM25 54V55H26ZM92 54V53H91ZM95 54V53H94ZM96 54H98V53H96ZM96 54H95V56H96ZM103 54V53H102ZM109 54V53H108ZM112 54V53H111ZM116 54H117V51H116ZM121 54H122V52H121ZM125 54H126V52H125ZM124 54V55H125ZM161 54V53H160ZM165 54V53H164ZM17 55V54H16ZM24 55V54H23ZM23 56V57H25L26 59H28L26 56ZM241 55V57L242 56H249L250 57V59H252V63H249V62H247V59H242V61H240V63H242V64H244L247 68H248V70H247V72H248V78L246 79V81H245V86H243V87H241L240 88V91L238 92V94H237V100L236 101H233L232 99H229V94H228V92H227V89H229V86H228V84H227V79L225 78V77H229V78H232L235 74H236V70H238V65H237V62H238V59H239V56ZM29 56V55H28ZM65 56V55H64ZM101 56V55H100ZM104 56V55H103ZM102 56V57H103ZM117 56V55H116ZM115 56V57H116ZM126 56V55H125ZM124 56V57H125ZM127 56H128V54H127ZM148 57H150V55H147ZM6 57H7V55H6ZM20 57V56H19ZM115 57H110L111 59L112 58H114V59H116ZM147 57V60L149 59ZM1 58V57H0ZM10 58V57H9ZM78 58V57H77ZM96 58V57H95ZM100 59H103V58H101V57H99ZM107 58H109V56L107 57ZM120 58V57H119ZM131 58V57H130ZM160 58H161V56H160ZM11 59H12V57H11ZM10 59V60H11ZM26 59H24L25 61H26ZM31 59V58H30ZM99 59V60H100ZM104 59H106V58H104ZM111 59H109V60H111ZM113 59V60H114ZM144 59V58H143ZM1 60V59H0ZM9 60V61H10ZM22 60V59H21ZM107 60V59H106ZM105 60V61H106ZM108 60V61H109ZM118 60V59H117ZM127 60V59H126ZM146 60V61H147ZM154 60V59H153ZM161 60V59H160ZM8 60L6 61V62H9ZM29 61H31V60H29ZM28 61V62H29ZM51 61V62H50ZM124 61H125V59H124ZM127 61H129V60H127ZM127 61L125 62V63H127ZM130 61H132V60H130ZM144 61V60H143ZM142 61V62H143ZM98 62V61H97ZM111 62V61H110ZM133 62V61H132ZM134 62H135V60H134ZM137 62V61H136ZM148 62V61H147ZM155 62V61H154ZM16 63H18V62H16ZM22 63H24L23 61H22ZM96 63V62H95ZM107 63V62H106ZM112 63V62H111ZM123 63V62H122ZM139 62H137V63H135L134 65H136V64H138ZM150 63H152V61L150 62ZM3 64H5L4 62H3ZM7 64V63H6ZM25 64V63H24ZM34 64V63H33ZM86 64V63H85ZM140 64V63H139ZM142 64V63H141ZM8 65V64H7ZM10 65V64H9ZM21 65V64H20ZM19 65V66H20ZM54 65L56 66V67H54ZM127 65H129V63L127 64ZM151 65V64H150ZM152 65H153V63H152ZM1 66V65H0ZM35 66H36V63H35ZM35 66H33L32 65V67H35ZM65 66H68V71L67 72H63L64 70H66V68H64ZM126 66V65H125ZM131 66H133V65H129L128 67H131ZM146 66V65H145ZM242 65H240V67H241ZM7 67V66H6ZM6 67H0V77L1 78H4V80L6 81V79H9L10 78V71H9V69H11V68H7L8 70H6ZM10 67H12V66H10ZM24 67V66H23ZM28 67V66H27ZM136 67V66H135ZM137 67H138V65H137ZM148 67V66H147ZM25 68V67H24ZM36 68H38V67H36ZM40 68V67H39ZM132 68V67H131ZM131 68H130V71H131ZM246 68V69H247ZM23 69V68H22ZM34 69V68H33ZM133 69H135V68H132V70ZM240 69V68H239ZM243 69V68H242ZM245 69V68H244ZM243 69V70H244ZM20 70V69H19ZM19 70H18V72H16L17 74L19 73ZM32 70V69H31ZM30 70V71H31ZM35 71L34 72H36V69H34ZM125 70H128V69H124V71ZM137 70V69H136ZM141 70H142V68H141ZM143 70H147L146 72L148 73V69H143ZM226 70H228V73L226 74V76H225V71ZM241 70V69H240ZM9 71V72H8ZM15 71H16V69H15ZM46 71V70H45ZM50 71H49V73H50ZM244 71H246V70H244ZM12 72V71H11ZM134 72V71H133ZM137 72V71H136ZM144 71H142V73H143ZM150 72V71H149ZM152 72V71H151ZM238 72V71H237ZM241 72V71H240ZM247 72L245 73V75L247 74ZM25 73H27L26 71H25ZM31 73V72H30ZM38 73H40V72H37L36 74H38ZM43 73V72H42ZM140 73V72H139ZM12 74H14V72H12ZM21 74V73H20ZM28 74V73H27ZM44 74H45V72H44ZM43 74V75H44ZM86 74V73H85ZM126 74H127V71H126ZM131 74V73H130ZM144 74V73H143ZM142 74V75H143ZM42 75V74H41ZM46 75H49V74H46ZM68 75H70V77L68 76ZM83 75V74H82ZM129 75V74H128ZM132 75V74H131ZM130 75V76H131ZM136 75V74H135ZM145 75H146V73H145ZM149 76H150V74H148ZM184 75H186V73L184 74ZM15 76V75H14ZM21 76H24L23 74L21 75ZM20 76V77H21ZM28 76V75H27ZM27 76H25V77H27ZM30 76V75H29ZM34 76V75H33ZM45 76V75H44ZM86 76V78H87V75H85ZM149 76H148V78H149ZM152 76V75H151ZM16 77V76H15ZM15 77L13 78V77H11L13 80H15ZM19 76H17V78H18ZM19 77V78H20ZM46 77H49V76H45V78ZM80 77V78H79ZM90 76H88V78H89ZM94 77V76H93ZM137 78H138V76H136ZM143 77V76H142ZM186 77V76H185ZM10 78V79H11ZM16 78V79H17ZM18 78V79H19ZM24 77H22V78H20L19 80H17V81H19L20 82V85H21V88L22 89H25L26 88V86L28 85L27 84V82H26V80H24L23 79ZM29 77H27V79H28ZM43 78V77H42ZM85 78V79H86ZM97 77H95V79H96ZM132 78V77H131ZM135 78V77H134ZM41 79V78H40ZM98 79V78H97ZM244 78H242V81H244L243 80ZM29 80V79H28ZM30 80H35L34 79V77L33 78H31ZM47 80V79H46ZM50 80V79H49ZM98 80H100V79H98ZM139 80V79H138ZM141 80H142V78H141ZM38 81V80H37ZM39 81H42V80H39ZM99 82V81H98ZM113 82V81H112ZM43 83V82H42ZM44 83H46V82H44ZM43 83V84H44ZM86 83V82H85ZM243 83V82H242ZM1 84H2V81H1ZM4 84V83H3ZM30 84V83H29ZM42 84V85H43ZM88 84V83H87ZM261 84V83H260ZM5 85V84H4ZM40 85V84H39ZM111 86H112V83L110 84ZM186 85V84H185ZM3 86V85H2ZM17 86V85H16ZM41 86V85H40ZM89 86V85H88ZM87 86V87H88ZM96 86H97V83H96ZM187 86V85H186ZM261 86V85H260ZM43 87V86H42ZM42 87H41V89H42ZM62 87V86H61ZM100 87V86H99ZM99 87H96V88H98V89H100ZM116 87V86H115ZM250 87V86H249ZM252 87V88H253ZM20 88V89H21ZM27 88H28V86H27ZM40 88V87H39ZM39 88H38V90H39ZM60 88V87H59ZM91 88V87H90ZM112 88V87H111ZM113 88H114V84H113ZM2 89H3V87H2ZM11 89V88H10ZM129 89V88H128ZM127 89V90H128ZM153 89V88H152ZM30 90V89H29ZM34 90V89H33ZM44 90V89H43ZM42 90V92H44ZM45 90H48V89H45ZM113 90V89H112ZM126 90V91H127ZM214 90V89H213ZM254 90V89H253ZM252 90V91H253ZM10 91V90H9ZM20 91V90H19ZM31 91V90H30ZM34 91H37V89L36 90H34ZM40 91V90H39ZM110 91H111V89H110ZM1 92V91H0ZM4 92H6V91H4ZM22 92H24L23 90H22ZM46 92V91H45ZM45 92H44V94H45ZM254 92H256V91H254ZM7 93V92H6ZM20 93H21V91H20ZM27 93V92H26ZM25 93V94H26ZM38 93V92H37ZM48 93V92H47ZM128 93V92H127ZM253 93V92H252ZM10 94H12V92L11 93H9V95ZM18 94V93H17ZM24 94V93H23ZM8 95V96H9ZM103 95V94H102ZM130 95V94H129ZM233 95V93L231 94V96ZM1 96V95H0ZM6 96V95H5ZM4 96V97H5ZM14 95L12 94V97H13ZM19 96V95H18ZM25 96V95H24ZM26 96H28V95H26ZM25 96V97H26ZM45 96V95H44ZM49 96V95H48ZM73 96V97H72ZM83 96H85V95H83ZM262 96V99L264 100V94L263 95H261ZM2 97V96H1ZM15 97V96H14ZM21 97H22V95H21ZM21 97H18L16 100H15V104H18V106L19 107H22V109L24 108V110H29L30 109V107H31V105L33 104V102L34 103H37V102H35V101H31L29 98L27 99V98H23V99H25V100H23ZM31 97H32V95H31ZM30 97V98H31ZM39 97V96H38ZM43 97V96H42ZM74 97H75V101H74ZM7 98H10V97H7ZM6 98V99H7ZM47 98V97H46ZM49 98H50V96H49ZM4 99V98H3ZM13 99V98H12ZM27 99V100H26ZM261 99V98H260ZM261 99V100H262ZM2 100V99H1ZM10 100V99H9ZM38 100V99H37ZM83 100V99H82ZM46 101H48V100H46ZM198 101V100H197ZM2 102V101H1ZM7 103H10L11 104V100L8 102V101H6ZM40 102V101H39ZM38 102V103H39ZM178 102H180V101H178ZM199 102V104H200V101H198ZM5 104V105H7V106H9L8 104ZM61 103V102H60ZM67 103V102H66ZM78 105H77V104ZM47 104V103H46ZM73 104H75V105H73ZM145 104V103H144ZM37 105V104H36ZM39 105V104H38ZM48 105H50V104H48ZM57 105H58V102H57ZM61 105V104H60ZM4 106V104L2 105V107ZM40 106V105H39ZM51 106V105H50ZM55 106V105H54ZM53 106V107H54ZM64 106V105H63ZM145 106V105H144ZM9 107H11V105L9 106ZM45 107V106H44ZM47 107V106H46ZM61 107V106H60ZM89 107V106H88ZM57 108H58V106H57ZM62 108H64V107H62ZM62 108H60V109H62ZM67 108V107H66ZM145 108V107H144ZM200 108H201V106H200ZM46 109V108H45ZM55 109H56V107H55ZM147 109H150V111H148L147 113H145V115H144V122L145 123H147V124H150V125H153V123L155 122V121H157V120H163V122H164V124L163 125H165V124H167L168 123V121H167V117H166V114H165V110H164V113L163 112H160V110L159 111H153V109L151 110V107L150 108H147ZM1 110V109H0ZM15 110H17V107H16V109ZM32 110V109H31ZM82 110V111H81ZM174 110V111H175ZM193 110V109H192ZM18 111V110H17ZM16 111V112H17ZM53 111V108H52V110H50V113ZM63 111V110H62ZM67 111V112H68ZM174 111H172L173 113H171L170 111V113H171V115L172 114H174ZM13 112V111H12ZM15 112V111H14ZM16 112H15V114H16ZM39 112V111H38ZM37 112V113H38ZM41 112V111H40ZM65 112V111H64ZM168 112V113H169ZM193 112H194V110H193ZM262 112V111H261ZM264 112V111H263ZM262 112V113H263ZM1 113V112H0ZM24 113H25V111H24ZM36 113V112H35ZM46 113V112H45ZM44 113V114H45ZM53 113V112H52ZM55 113H60V112H55ZM55 113H53V114H55ZM61 113H63V112H61ZM85 113V111L83 112V114ZM86 113H88L87 111H86ZM167 113V114H168ZM169 113V114H170ZM14 114V113H13ZM14 114V115H15ZM18 114V113H17ZM17 114H16V117H18L17 116ZM20 114V113H19ZM42 115H43V113H41ZM68 114V113H67ZM201 114V115H200ZM25 115H27V116H31V117H33V118H40L41 117V115H39V114H27V113H25ZM45 115H47V114H45ZM58 115V114H57ZM200 116V117H197V116ZM52 116H54V115H52ZM64 116V118L66 119V117H65V114L63 115ZM79 116V115H78ZM83 116V115H82ZM82 116H81V118H82ZM176 116V115H175ZM263 116H264V114H263ZM80 117V116H79ZM168 117H170V116H168ZM197 117V118H196ZM245 117V118H244ZM2 118V120H3V117H1ZM13 118H15V117H13ZM80 118V119H81ZM171 118H173V117H171ZM16 119V118H15ZM26 118L24 117V120H25ZM64 119V120H65ZM67 119H69V117L67 118ZM84 119H86L87 120V118H84ZM169 119V118H168ZM180 119H179V121H180ZM16 120H18V118L16 119ZM27 120H28V118H27ZM27 120H25L26 121V124L25 125H27ZM83 120V119H82ZM85 120V121H86ZM159 120V121H160ZM192 120H189L190 122L192 121ZM250 120V119H249ZM6 121V120H5ZM61 120H59V122H60ZM65 121H67V120H65ZM158 121V122H159ZM192 121V122H193ZM16 122V121H15ZM58 122V121H57ZM189 122V123H190ZM18 123H19V121H18ZM24 123V122H23ZM88 123V122H87ZM4 124V123H3ZM10 124V123H9ZM13 124V123H12ZM11 124V125H12ZM15 125H14V127L16 126V123H14ZM53 124V123H52ZM78 124V125H77ZM95 125L97 124V123H94ZM99 124V123H98ZM101 124V123H100ZM99 124V125H100ZM107 124V123H106ZM158 124V123H157ZM57 125V124H56ZM105 125V124H104ZM189 125V124H188ZM192 125V124H191ZM195 125V124H194ZM5 126H7V125H5ZM5 126H4V128H5ZM13 126V125H12ZM28 126H30V125H28ZM86 126H87V124H86ZM88 126H89V124H88ZM108 126V125H107ZM11 127V126H10ZM83 127V126H82ZM90 127V126H89ZM88 127V128H89ZM92 127H93V123H92ZM91 127V128H92ZM97 127H98V125H97ZM101 127H102V125H101ZM100 127V128H101ZM106 127V126H105ZM192 127V126H191ZM3 128V131L5 132V129ZM68 127H66L65 129H67ZM90 128V129H91ZM94 128V127H93ZM99 128V129H100ZM108 128V127H107ZM106 128V129H107ZM177 128V127H176ZM156 129V128H155ZM7 130H9L10 131V129H7ZM15 130V129H14ZM69 130V129H68ZM167 130H168V127H167ZM171 130V129H170ZM177 130H178V128H177ZM1 131L2 130H0V133H1ZM9 131H6L7 133L9 132ZM18 131H20L21 133L20 134H22V132L25 134V136L29 139V138H31V139H34V138H36L35 137V135L37 136V134L35 133H33V131H32V129H30V127H27V126H21V127H19V129H18ZM17 131V132H18ZM63 131H65L64 129H63ZM90 131V130H89ZM92 131H96L95 129L94 130H92ZM101 131V130H100ZM161 131H163V130H161ZM82 133H84L83 131H81ZM86 132V131H85ZM91 132V131H90ZM94 132H92V133H94ZM102 132V131H101ZM181 132V131H180ZM7 133H6V135H7ZM97 133V132H96ZM103 133H104V131H103ZM141 133V132H140ZM143 133H146V131H143ZM194 133V134H195ZM2 134V133H1ZM19 134V133H18ZM70 133H66L65 135H63V132H62V136L61 137H63V139H65L64 141H66V143H67V145H68V150H70V147H73V139L71 138V136L69 135ZM85 134V133H84ZM89 134V133H88ZM4 135V134H3ZM39 135V134H38ZM82 135V134H81ZM97 135V134H96ZM100 135V134H99ZM9 136V135H8ZM7 136V137H8ZM21 136V135H20ZM20 136H18V137H20ZM76 136H77V134H76ZM86 136V135H85ZM90 136V135H89ZM89 136H88V138H89ZM10 137V136H9ZM22 137V136H21ZM25 137V138H26ZM38 137H40V136H37V138ZM75 137V136H74ZM82 137L83 136H81L80 138L82 139ZM13 138V137H12ZM101 138V137H100ZM13 139H15L16 140V137H14ZM80 139V140H81ZM106 139V138H105ZM15 140H12L11 138L9 139V138H5V139H3V143H4V145H5V148L6 147H8V148H13V149H16L17 148V146H15L14 144H15ZM21 140V139H20ZM25 140V139H24ZM78 140V139H77ZM87 140V139H86ZM85 140V142H87ZM88 140H90V139H88ZM104 140V139H103ZM136 140V139H135ZM32 141V140H31ZM38 140H36L35 142H37ZM139 141V140H138ZM19 142V141H18ZM21 142V141H20ZM26 142V141H25ZM25 142H24V144H25ZM33 142V141H32ZM81 142V141H80ZM84 142V141H83ZM84 142V143H85ZM103 142V141H102ZM37 143H39V142H37ZM82 143V142H81ZM190 143V142H189ZM19 144V143H18ZM22 143H20V145H21ZM27 145H30V143L28 142V143H26ZM87 144V143H86ZM103 144V143H102ZM81 145V144H80ZM188 145V144H187ZM190 145V144H189ZM2 146H3V144H2ZM37 146V144L35 143V145H34V143H33V145H30L29 147H26V146H24V147H22V149H21V146H20V150H18V151H10L9 153H4L3 151H1L0 152V156H2L1 158H5L4 160H7L8 161V163L9 164H11V167H9V170H7V169H5L4 168V171L5 172H7V173H2V172H0V193H3V194H5L7 197H9V198H11V199H13L12 197L13 196H17L18 195V193L19 192H22V191H26L25 190V188L23 187V184H25L24 183V178L23 177H28V175H29V173H30V171H29V169L32 171L33 169L32 168H34V167H36V165L38 164V161H36L37 163H35V157L34 158H31V157H33V156H38V153H39V151L42 149V147L43 146H41V149H39L40 147H36ZM40 146V145H39ZM75 147H76V145H74ZM79 146V145H78ZM84 146V145H83ZM104 146V145H103ZM19 147V146H18ZM87 147H88V145H87ZM105 147V146H104ZM184 147H185V145H184ZM67 148V147H66ZM186 148V147H185ZM191 148H192V145H191ZM7 149V148H6ZM12 149V150H13ZM76 150H77V148H75ZM80 149H81V147H80ZM188 149V148H187ZM5 150V149H4ZM10 150V149H9ZM72 150V149H71ZM75 150V151H76ZM78 150H79V148H78ZM77 150V151H78ZM85 150V149H84ZM5 151H8V149L7 150H5ZM80 151V150H79ZM82 151V150H81ZM186 151V150H185ZM137 152V151H136ZM47 153V152H46ZM57 154H58V152H56ZM76 153H78V152H76ZM82 153H85V152H82ZM138 153V152H137ZM140 153V152H139ZM188 153V152H187ZM190 153V152H189ZM171 154V153H170ZM170 154H169V157H171L170 156ZM193 153H191V155H192ZM199 154V153H198ZM22 156V155H24L25 156V158H26V164H27V169H25V167L24 168H15V167H13V165H14V163H15V161H17V159H18V156ZM46 155V154H45ZM61 155V154H60ZM79 155V154H78ZM81 155V154H80ZM90 155V154H89ZM58 156V155H57ZM71 156V155H70ZM73 156V155H72ZM91 156V155H90ZM93 156H95V155H93ZM92 156V157H93ZM139 156H141V155H139ZM189 156H190V154H189ZM188 156V157H189ZM195 156H196V154H195ZM40 157H41V155H40ZM86 157H87V155H86ZM95 157H97L98 159H99V157L98 156H95ZM193 157V156H192ZM198 157H200L199 155H198ZM89 158V157H88ZM96 158V159H97ZM181 158V157H180ZM194 158H196V157H194ZM20 159V158H19ZM43 159V158H42ZM41 159V160H42ZM61 159V158H60ZM68 159V158H67ZM72 159V158H71ZM83 159H84V157H83ZM90 159V158H89ZM91 159H94V158H91ZM140 159V158H139ZM59 160V159H58ZM137 160V159H136ZM1 161V160H0ZM23 161V160H22ZM66 161V160H65ZM83 161V160H82ZM89 161V160H88ZM92 161H94V160H92ZM142 161V160H141ZM19 162H20V160H19ZM41 162V161H40ZM74 162V161H73ZM89 162H91V161H89ZM5 163V162H4ZM17 163V162H16ZM15 163V164H16ZM62 163V162H61ZM60 163V164H61ZM67 163V162H66ZM94 162H92V164H93ZM17 165H19V164H17ZM38 167L40 166V165H37ZM59 167H60V165H58ZM67 166V165H66ZM74 167H75V169H77V168H79L78 167V164H75V165H73ZM72 166V167H73ZM148 167V166H147ZM40 168V167H39ZM87 169H88V167H86ZM92 168V167H91ZM52 169V168H51ZM62 169V168H61ZM71 169V168H70ZM90 169V168H89ZM134 169V168H133ZM146 169V168H145ZM145 169H143V170H145ZM148 169V168H147ZM35 170H37V169H35ZM40 170V169H39ZM38 170V171H39ZM131 170V169H130ZM3 171V170H2ZM38 171H36V172H38ZM55 171V170H54ZM59 171V170H58ZM65 171V170H64ZM72 170H70V172H71ZM132 171V170H131ZM40 172V171H39ZM38 172V173H39ZM68 172V171H67ZM85 172V171H84ZM83 172V173H84ZM87 172V171H86ZM90 172H91V170H90ZM52 173V172H51ZM69 173V172H68ZM82 173V174H83ZM135 173V172H134ZM145 173V172H144ZM35 174V173H34ZM73 174V173H72ZM88 174H90V173H88ZM93 174V173H92ZM91 174V175H92ZM130 174V173H129ZM128 173H127V175H129ZM131 174H132V172H131ZM130 174V175H131ZM136 174V173H135ZM138 174V173H137ZM146 174V173H145ZM35 175H37V173L35 174ZM42 175V174H41ZM93 175H95V174H93ZM92 175V176H93ZM133 175V174H132ZM131 175V176H132ZM39 176V175H38ZM38 176H37V178H38ZM50 176V175H49ZM77 176V174L75 175V177ZM88 176V178L90 177H92V176H89V175H87ZM95 176H97V175H95ZM134 176H136V175H134ZM140 176V175H139ZM36 177V176H35ZM78 177V176H77ZM99 177V176H98ZM120 177V176H119ZM129 177V176H128ZM23 178V179H22ZM56 178V177H55ZM70 178V177H69ZM73 178V177H72ZM80 178V177H79ZM78 178V179H79ZM89 178V179H90ZM93 178V177H92ZM81 179V178H80ZM94 179H96V178H94ZM132 179V178H131ZM25 180H27V179H25ZM36 180V179H35ZM41 180V179H40ZM66 180V179H65ZM68 180V179H67ZM71 180V179H70ZM74 180H76V178H74L73 179V181ZM92 180V179H91ZM134 180H135V178H134ZM133 180V181H134ZM137 180V179H136ZM57 181H59V180H57ZM79 181V180H78ZM83 181V180H82ZM75 182V181H74ZM73 182V183H74ZM79 182H81V180L79 181ZM84 182V181H83ZM91 182V181H90ZM94 182V181H93ZM49 183V182H48ZM55 183V182H54ZM67 183V182H66ZM69 183V182H68ZM76 183V182H75ZM78 183V182H77ZM143 183V182H142ZM167 183V184H168ZM33 184V183H32ZM57 184V183H56ZM59 184V183H58ZM58 184H57V187H58ZM81 183H78L77 184V186L78 185H80ZM26 185V184H25ZM72 185H76V184H72ZM82 185V184H81ZM80 185V186H81ZM166 185V184H165ZM28 186V185H27ZM32 185H30V187H31ZM43 186H44V184H43ZM45 186H47V184L45 185ZM65 186V185H64ZM88 185H86V187H87ZM183 186V187H184ZM33 187V186H32ZM72 187V186H71ZM27 188V187H26ZM45 189H48V188H46V187H44ZM55 188V187H54ZM67 188V187H66ZM78 188V187H77ZM127 188V189H126ZM33 189V188H32ZM56 189V188H55ZM58 189V188H57ZM68 189V188H67ZM88 189V188H87ZM185 189V188H184ZM75 190V189H74ZM81 190V189H80ZM85 190V189H84ZM177 190V189H176ZM177 190V191H178ZM28 191V190H27ZM32 191H35V190H32ZM45 191V190H44ZM63 191V190H62ZM83 191V190H82ZM87 191V190H86ZM85 191V192H86ZM89 191V190H88ZM46 192V191H45ZM72 192H74L73 191V189H72ZM85 192H83V193H85ZM113 192H115V191H113ZM142 192V194L144 195V198H143V195L141 196V193ZM49 193V192H48ZM75 193V192H74ZM79 193V191L76 193V194H78ZM81 193V192H80ZM79 193V194H80ZM87 193V192H86ZM86 193L85 194H82V195H86ZM115 193V194H116ZM180 193L182 194L181 196H185L186 195V190L184 191V190H181L180 191ZM2 194V195H3ZM26 194V193H25ZM30 194V193H29ZM35 194V193H34ZM37 194V193H36ZM78 194V195H79ZM21 195H24V194H21ZM45 194L43 193V195H42V197L44 196ZM49 195V194H48ZM72 195H73V193H72ZM4 196V195H3ZM30 196V195H29ZM77 196V195H76ZM80 196V195H79ZM151 196H153V195H151ZM150 196V197H151ZM24 197L26 198V197H28L27 195L25 196L24 195ZM31 197H33V196H31ZM45 197H46V195H45ZM44 197V199H46ZM63 197V196H62ZM100 197V196H99ZM19 198L21 199V197L19 196ZM18 198V199H19ZM23 198V197H22ZM25 198H24V200H25ZM28 198H30V197H28ZM27 198V199H28ZM49 198V197H48ZM50 198H52V197H50ZM101 198V197H100ZM205 199L206 200V202L208 203V205H206V206H200V205H198L197 204V200L198 199ZM15 199V201H16V197L14 198ZM17 199V200H18ZM26 199V201H28ZM43 199V198H42ZM71 199H72V196H71ZM77 200H78V198H76ZM75 199V200H76ZM81 199V198H80ZM83 199V198H82ZM92 199V198H91ZM96 199H97V197H96ZM115 199V198H114ZM153 199V198H152ZM5 200H7V199H5ZM23 200V199H22ZM23 200V201H24ZM30 200V199H29ZM49 201H51L50 199H48ZM84 200H87V199H84ZM84 200H82V201H84ZM98 200H99V198H98ZM34 201V200H33ZM70 202H72L71 200H69ZM69 201H68V203H69ZM74 201V200H73ZM81 201V200H80ZM79 201V202H80ZM88 201V200H87ZM90 201V200H89ZM115 201V200H114ZM119 201V200H118ZM7 202H8V200H7ZM12 202V201H11ZM32 202V201H31ZM30 202V203H31ZM60 202V200H58V203ZM187 201H185L184 203H186ZM17 203V202H16ZM22 203V202H21ZM45 203H46V201H45ZM49 203V202H48ZM61 203V202H60ZM76 203H77V201H76ZM84 203V202H83ZM88 203V202H87ZM93 203H97V200H96V202L94 201ZM128 203V205H127V207L130 205V204H134V203H130L129 204ZM28 204V203H27ZM26 204V205H27ZM37 204V203H36ZM39 204V203H38ZM37 204V205H38ZM53 204V203H52ZM64 204V203H63ZM94 204V205H95ZM8 205V204H7ZM32 205V204H31ZM31 205H30V207H31ZM48 205V204H47ZM66 205V204H65ZM71 205V204H70ZM74 205H76L75 203H74ZM80 205H82L81 203H80ZM89 205V204H88ZM132 206V205H131ZM137 206V205H136ZM15 207H16V205H15ZM40 207V205H38V208ZM95 207H96V205H95ZM97 207H98V205H97ZM110 207H111V205H110ZM112 207H113V205H112ZM115 207H116V203H115ZM119 208V207H118ZM134 208V207H133ZM184 208H185V204H183V205H177L176 207H175V209H174V213H175V215L176 216H178L179 214H180V212L181 211H183L184 210ZM16 209V208H15ZM24 209H26V208H24ZM31 209H32V207H31ZM71 209V208H70ZM136 209V208H135ZM221 209H223V210H221ZM28 210H30L29 208H27V210H25V211H28ZM33 211H35V207H33V209H32ZM31 210V211H32ZM40 210V209H39ZM49 210V209H48ZM85 210V209H84ZM89 210V209H88ZM92 210H93V208H92ZM92 210L90 211V212H92ZM98 211H96L95 213L96 214H98L99 213V208L97 209ZM130 210V209H129ZM127 211L126 210V208H124L123 206H120V211L123 213V214H125V215H128V216H133V217H135V221L137 222H135V221H133L132 223H136V225L138 224V227L139 228H146V227H149L148 225H147V218H146V216H143L144 215V213H145V211H142V213L141 214H143L142 216L141 215H138V214H134V213H132V212H130V211ZM210 210V211H209ZM32 211V212H33ZM93 211H95V210H93ZM101 211V210H100ZM114 211H116L115 209H114ZM118 211V210H117ZM17 212V211H16ZM24 212V210H23V208H22V210H21V214ZM102 212V211H101ZM121 212H120V214H121ZM29 213H31V212H28V214ZM80 213H82V212H80ZM2 214V212L0 211V215ZM25 214H27V213H25ZM24 214V215H25ZM28 214H27V216H28ZM45 214V216H46V213H44ZM49 214V213H48ZM87 214V213H86ZM158 214H160V213H158ZM16 214H14V216H15ZM19 215V214H18ZM23 215V214H22ZM31 215L33 216V214L31 213ZM42 215H43V213H42ZM88 215V214H87ZM86 215V216H87ZM99 215V214H98ZM116 215V214H115ZM124 215V216H125ZM17 216V215H16ZM20 217H21V215H19ZM26 216V215H25ZM82 216V215H81ZM89 216V215H88ZM90 216H92V215H90ZM89 216V217H90ZM94 216V215H93ZM92 216V218H94ZM97 216V215H96ZM114 216V215H113ZM29 217H30V215H29ZM48 217H51V216H49L48 215ZM75 217V216H74ZM77 217V216H76ZM85 217V216H84ZM89 217H87V218H89ZM99 217V216H98ZM100 217H101V215H100ZM99 217V218H100ZM116 217V216H115ZM15 218V217H14ZM13 218V219H14ZM16 218H19L18 216L16 217ZM27 218V217H26ZM23 219V218H22ZM28 219V218H27ZM36 219V218H35ZM43 219H45L44 217H43ZM46 219H47V217H46ZM101 219V218H100ZM113 219H114V217H113ZM117 219H118V217H117ZM117 219H114V220H116V222L115 223H117L118 221H117ZM127 219V218H126ZM132 219V218H131ZM130 219V220H131ZM18 220V219H17ZM92 220V219H91ZM90 220V221H91ZM96 220H98V218H96ZM113 220V221H114ZM123 220V219H122ZM124 220H125V218H124ZM128 220V219H127ZM133 220V219H132ZM131 220V221H132ZM16 221V220H15ZM76 221H77V219H76ZM101 221V220H100ZM112 221V222H113ZM126 221V220H125ZM209 221V220H208ZM10 222H12L11 221V219H10ZM29 222H30V220H29ZM46 222H47V220H46ZM78 222V221H77ZM77 222H76V224H77ZM85 222V221H84ZM93 222H95L94 220H93ZM111 222V223H112ZM120 222V221H119ZM1 223V222H0ZM27 223V222H26ZM79 223V222H78ZM99 223V222H98ZM114 223V222H113ZM25 224V223H24ZM31 224V223H30ZM30 224H28V225H30ZM34 224V223H33ZM82 224V223H81ZM97 224V223H96ZM130 224V223H129ZM93 225V224H92ZM115 225V224H114ZM118 225V224H117ZM117 225H115L116 227H117ZM154 225V224H153ZM152 225V226H153ZM34 226V225H33ZM32 226V227H33ZM42 226V225H41ZM82 226V225H81ZM90 226V225H89ZM120 226V225H119ZM78 227V226H77ZM77 227H75V228H77ZM79 227H80V225H79ZM22 228V227H21ZM26 228H28L27 226H26ZM29 228H30V226H29ZM53 228V227H52ZM56 228V227H55ZM54 228V229H55ZM94 228V227H93ZM117 228H120V227H117ZM116 228V229H117ZM11 229V228H10ZM13 230H14V228H12ZM11 229V230H12ZM54 229H53V231H54ZM80 229V228H79ZM86 229V228H85ZM84 229V230H85ZM3 230H5V229H3ZM13 230H12V232H13ZM52 230V229H51ZM73 230V229H72ZM94 230V229H93ZM97 230V229H96ZM1 231V230H0ZM24 231V230H23ZM52 231V232H53ZM55 231H57V230H55ZM82 231V230H81ZM80 231V232H81ZM115 231V230H114ZM3 232V231H2ZM11 232V231H10ZM47 232H50V231H47ZM46 232V233H47ZM52 232H50V234L52 233ZM72 232V231H71ZM84 232V231H83ZM97 232V231H96ZM14 233V232H13ZM17 233V232H16ZM54 233V232H53ZM88 233V232H87ZM8 234H10V233H8ZM15 234V233H14ZM48 234V233H47ZM50 234H48V235H50ZM56 234V233H55ZM68 234V233H67ZM89 234V233H88ZM92 234V233H91ZM18 235V234H17ZM21 235V234H20ZM81 235H83V236H85L83 233H81ZM80 235V236H81ZM116 234H114V236H115ZM26 236V235H25ZM41 236V235H40ZM83 236H81V237H83ZM122 236V235H121ZM13 237V236H12ZM21 237V236H20ZM51 237V236H50ZM50 237H48V238H50ZM53 237V236H52ZM51 237V238H52ZM57 237V236H56ZM88 237V236H87ZM91 237V236H90ZM118 237V236H117ZM17 238H18V236H17ZM26 238V237H25ZM24 238V240H26ZM50 238V239H51ZM95 238V237H94ZM116 238V237H115ZM28 239V238H27ZM39 239V238H38ZM74 239V238H73ZM76 239V238H75ZM74 239V240H75ZM82 239V238H81ZM90 239V238H89ZM93 239V238H92ZM129 239V238H128ZM141 239V238H140ZM53 240V239H52ZM51 240V241H52ZM73 240V241H74ZM123 240V239H122ZM125 240H127V239H125ZM27 241V240H26ZM55 242H56V240H54ZM53 241V242H54ZM67 241V240H66ZM65 241V242H66ZM72 241V240H71ZM73 241H72V243H73ZM76 242H77V240H75ZM83 240H81V242H82ZM88 241V240H87ZM117 241H118V239H117ZM121 241V240H120ZM40 242V241H39ZM47 242V241H46ZM68 242H70V240H68ZM78 242H79V240H78ZM96 242V241H95ZM116 242V241H115ZM125 242H127V241H125ZM131 242V241H130ZM13 243H15V242H13ZM19 243V242H18ZM48 243H50V241L48 242ZM47 243V244H48ZM58 243V242H57ZM75 243V242H74ZM86 244H87V242H85ZM89 243V242H88ZM93 243V242H92ZM117 243V242H116ZM141 243H142V241H141ZM202 244H206V240L204 241V240H202V242H201ZM20 244V243H19ZM19 244H17L16 243V245H15V248H16V246L18 245L19 246ZM47 244H45V245H47ZM56 244V243H55ZM55 244H54V247H55ZM78 244V243H77ZM86 244L84 245L86 248L84 249V250H82V251H80V250H78V251H76L75 249H72V251H71V255H72V257H73V259L76 261V263L77 264H111V263H113L114 262V260H112L111 259V257L110 256H108V255H106L105 254V249L103 250V246L101 245V244H98V242H97V245L95 244L94 246L95 247H89V246H86ZM111 244H113V242L111 243ZM120 244H122V242H120ZM127 243H125V245H123V247L122 248H120L119 246H121V245H119L118 246V248H120L119 249V252H118V255L120 256V257H122V258H125L130 264H142V260L144 259V257L145 256H143L142 254H141V252H140V249L144 246L143 245V243L142 244H140V245H138V247H137V249H135L134 247H131L130 245H128V246H130V247H128L127 245H126ZM128 244H130V243H128ZM13 246H14V244H12ZM20 245H22V244H20ZM23 245H25V244H23ZM51 245H52V243H51ZM50 245V246H51ZM69 245V244H68ZM76 245V244H75ZM106 245V244H105ZM118 245V244H117ZM116 245V246H117ZM131 245H133L132 243H131ZM13 246H11V247H13ZM56 246H57V244H56ZM77 246V245H76ZM112 246V245H111ZM115 246V247H116ZM134 246V245H133ZM48 247V246H47ZM78 247V246H77ZM76 247V248H77ZM17 248H19L20 249V247H17ZM73 248V247H72ZM111 248V247H110ZM113 248V247H112ZM118 248L116 249V250H118ZM50 249V248H49ZM54 249H58V248H54ZM59 249H60V246H59ZM77 249H79V248H77ZM81 249V248H80ZM18 250V249H17ZM65 250V249H64ZM115 250V251H116ZM23 251V250H22ZM80 251V252H79ZM0 252H1V250H0ZM12 252V251H11ZM56 252H58L57 250L55 251V253ZM65 252V251H64ZM70 252V251H69ZM15 253V252H14ZM20 254H21V252H20ZM29 254V253H28ZM61 254V253H60ZM63 254H65V253H63ZM62 254V255H63ZM1 255V254H0ZM13 255V254H12ZM23 256H24V254H22ZM39 255V254H38ZM57 255V254H56ZM66 255V254H65ZM70 255V256H71ZM18 256V255H17ZM17 256H13V257H16L17 258ZM64 256V255H63ZM2 257V256H1ZM6 257V256H5ZM9 257V256H8ZM65 257H67V256H65ZM64 257V258H65ZM112 257H114V256H112ZM4 258V257H3ZM37 258H38V256H37ZM56 258V257H55ZM61 258V257H60ZM71 258V257H70ZM146 258V257H145ZM24 259V258H23ZM27 259V258H26ZM32 259H34L33 257H32ZM36 259V258H35ZM40 259V258H39ZM63 259V258H62ZM61 259V260H62ZM20 260V259H19ZM3 261V260H2ZM7 261V260H6ZM33 261V260H32ZM16 262V261H15ZM14 262V263H15ZM17 262H18V260H17ZM28 262H30V261H28ZM28 262H26V264H28ZM37 262V264L38 263H41L40 262V260H39V262L38 261H36ZM2 264H3V262H1ZM8 263V262H7ZM25 262H23V264H24ZM35 263V262H34ZM6 264V263H5ZM16 264V263H15ZM19 264V263H18ZM30 264V263H29Z\"/></svg>",
    "mask_w": 264,
    "mask_h": 264
}]
</instances>
